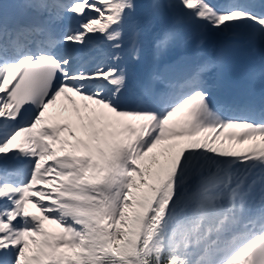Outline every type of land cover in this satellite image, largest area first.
<instances>
[{"label": "snow or ice", "instance_id": "1", "mask_svg": "<svg viewBox=\"0 0 264 264\" xmlns=\"http://www.w3.org/2000/svg\"><path fill=\"white\" fill-rule=\"evenodd\" d=\"M138 7L0 2V264H264V106L229 115L206 79L226 65L233 29L264 41V12L241 0ZM165 10L156 54L184 25L225 42L179 74L138 80L125 58L140 60ZM96 41L107 62L89 66L75 53ZM61 98L76 125L67 106L50 112Z\"/></svg>", "mask_w": 264, "mask_h": 264}, {"label": "bare ground", "instance_id": "2", "mask_svg": "<svg viewBox=\"0 0 264 264\" xmlns=\"http://www.w3.org/2000/svg\"><path fill=\"white\" fill-rule=\"evenodd\" d=\"M136 2L139 5V7L137 8V13L141 16L145 15L144 6H147L150 0H136ZM251 6L253 11L264 12V0H257V3ZM171 16L172 13L169 10H165L162 18L153 21V24L147 30L145 49L138 62H132L125 58L124 63L128 64V66H132V69L135 71V77L138 80H147L154 71L159 70L160 66L163 63L171 62L172 60L177 59L181 53L193 56L197 62L208 60L212 58L218 51L219 43L225 41L223 37L218 36L214 33L201 35L200 31L195 26L184 25L182 28L180 39L173 42L165 52L156 54L155 41L164 34V30L168 26L171 20ZM247 31V28L244 26L237 27L229 33L227 39H234L240 42L245 41L249 43L246 37ZM241 34L242 36H244L243 38L242 36H240ZM95 43H97L99 47V51L95 53L96 57H94V60L97 61L90 62L89 58L85 57L90 62L89 66H92L100 61L107 62L109 48L106 42L96 41ZM193 43L194 46H192ZM249 45L254 47L256 52L264 58V41L257 40L255 43H249ZM76 99L77 106H81V104L84 103L80 101L79 98ZM64 106L68 107L70 106V104L68 103V101L61 98L60 100H58L56 105L50 108V112L59 113ZM71 109L72 108H70V111L68 113H65L64 115L69 117L68 122L76 125L78 123L76 114L73 113ZM72 114H75V116L72 117ZM59 122H65L63 117H59ZM248 147L244 149H247Z\"/></svg>", "mask_w": 264, "mask_h": 264}, {"label": "rangeland", "instance_id": "3", "mask_svg": "<svg viewBox=\"0 0 264 264\" xmlns=\"http://www.w3.org/2000/svg\"><path fill=\"white\" fill-rule=\"evenodd\" d=\"M258 1H260V0H258ZM257 2V0H255L254 1V3H256ZM71 106V108H72V105H70ZM74 113V112H73ZM75 116V114H72V117H74ZM232 129H230V131H231ZM228 131V130H227ZM229 132V131H228ZM257 143L259 142V140H257L256 141ZM251 143H253V142H251V141H249V142H245L244 144H238V143H236L235 141H232V142H229V141H227V140H225L224 141V146L225 147H231V148H233V149H235V150H241V149H243V148H245V147H248V146H250L251 145ZM54 227V226H53Z\"/></svg>", "mask_w": 264, "mask_h": 264}]
</instances>
